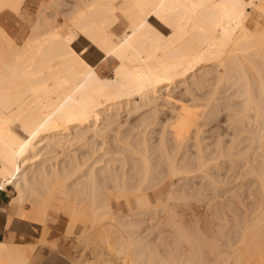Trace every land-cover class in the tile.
Segmentation results:
<instances>
[{
    "label": "bare ground",
    "instance_id": "1",
    "mask_svg": "<svg viewBox=\"0 0 264 264\" xmlns=\"http://www.w3.org/2000/svg\"><path fill=\"white\" fill-rule=\"evenodd\" d=\"M4 192L0 264H264V0H0Z\"/></svg>",
    "mask_w": 264,
    "mask_h": 264
},
{
    "label": "rangeland",
    "instance_id": "2",
    "mask_svg": "<svg viewBox=\"0 0 264 264\" xmlns=\"http://www.w3.org/2000/svg\"><path fill=\"white\" fill-rule=\"evenodd\" d=\"M251 9L252 8L249 7V10H251ZM11 34H15V30L12 29V28H11ZM75 45L78 46L77 48L79 50L85 51L86 56L89 58V60L92 63L98 61L97 64H98L99 70H102L106 75L112 74L111 65L109 63H107L106 60H104L103 58L100 57V52L97 51L95 48H93V46H91V44H89V42H87V41H80L79 40V41H77L75 43ZM112 64L114 65L115 62H112ZM7 202H8V196H7L6 204H7ZM5 238H6V236L3 239H5Z\"/></svg>",
    "mask_w": 264,
    "mask_h": 264
},
{
    "label": "crops",
    "instance_id": "3",
    "mask_svg": "<svg viewBox=\"0 0 264 264\" xmlns=\"http://www.w3.org/2000/svg\"><path fill=\"white\" fill-rule=\"evenodd\" d=\"M0 239H3L5 237V223H6V217L4 215V212L2 211V206L6 204L7 201V193H1L0 194ZM2 216V217H1Z\"/></svg>",
    "mask_w": 264,
    "mask_h": 264
}]
</instances>
